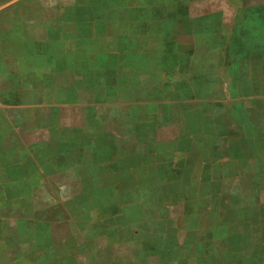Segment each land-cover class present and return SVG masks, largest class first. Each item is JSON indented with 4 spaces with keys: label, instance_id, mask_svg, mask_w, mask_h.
Returning <instances> with one entry per match:
<instances>
[{
    "label": "rangeland",
    "instance_id": "374dc122",
    "mask_svg": "<svg viewBox=\"0 0 264 264\" xmlns=\"http://www.w3.org/2000/svg\"><path fill=\"white\" fill-rule=\"evenodd\" d=\"M0 264H264V0H0Z\"/></svg>",
    "mask_w": 264,
    "mask_h": 264
}]
</instances>
